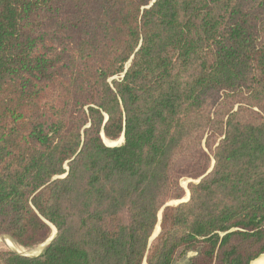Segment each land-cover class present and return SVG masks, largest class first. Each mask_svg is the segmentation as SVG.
I'll return each mask as SVG.
<instances>
[{
	"label": "trees",
	"instance_id": "trees-1",
	"mask_svg": "<svg viewBox=\"0 0 264 264\" xmlns=\"http://www.w3.org/2000/svg\"><path fill=\"white\" fill-rule=\"evenodd\" d=\"M53 228L0 264L264 254V0H0V237Z\"/></svg>",
	"mask_w": 264,
	"mask_h": 264
},
{
	"label": "water",
	"instance_id": "water-1",
	"mask_svg": "<svg viewBox=\"0 0 264 264\" xmlns=\"http://www.w3.org/2000/svg\"><path fill=\"white\" fill-rule=\"evenodd\" d=\"M123 142H124V135L122 136V138L118 142L115 143V145H107V146L116 147V146H120ZM189 199H190V192H189ZM183 202H186V201H184V200L176 201V205L183 203ZM170 205L171 204L169 203L167 206H170ZM159 228H160V226H159ZM56 233H57V231L52 235V237L48 241H46L45 243H43L42 245H40L39 247H37L35 249H30L29 251H24V252H18V251H14V252L21 254L23 256H28V257L38 256L53 242V240L56 237ZM159 233H160V230L157 234L153 235L151 241H153L159 235ZM251 264H264V254L261 255L255 261H253Z\"/></svg>",
	"mask_w": 264,
	"mask_h": 264
},
{
	"label": "rangeland",
	"instance_id": "rangeland-1",
	"mask_svg": "<svg viewBox=\"0 0 264 264\" xmlns=\"http://www.w3.org/2000/svg\"><path fill=\"white\" fill-rule=\"evenodd\" d=\"M106 140V139H105ZM111 142V141H109ZM118 142V141H116ZM116 142H112V143H116ZM192 182H195L192 179H185L183 181H181V186L184 188L185 192H186V197L183 199L184 201H188L189 199V191H188V185ZM187 187V188H186ZM170 206H175L176 205V201L170 202ZM160 219L162 218V212L160 213ZM160 226V225H159ZM158 230V229H157ZM161 230V229H160ZM53 232L55 233L56 230L53 228ZM156 234V233H154ZM11 243L16 244L18 247H20L21 252L24 251H29L30 249H35L37 247H39L40 245L34 247V248H30V249H26V248H22L21 246H19L17 243H15L10 237L8 236H1L0 237V251H13L15 250L12 246ZM42 245V244H41ZM14 252V251H13ZM176 264H184L183 260H180L179 262H177Z\"/></svg>",
	"mask_w": 264,
	"mask_h": 264
},
{
	"label": "bare ground",
	"instance_id": "bare-ground-1",
	"mask_svg": "<svg viewBox=\"0 0 264 264\" xmlns=\"http://www.w3.org/2000/svg\"><path fill=\"white\" fill-rule=\"evenodd\" d=\"M109 142V141H108ZM110 144H112V145H115V143H112V142H109ZM108 144V143H107ZM110 144H108V145H110ZM158 230H156V234L159 232V230H160V228H159V226H158V228H157ZM11 246L15 249V250H13V251H18V252H21V250H20V247H18L16 244H14V243H11Z\"/></svg>",
	"mask_w": 264,
	"mask_h": 264
}]
</instances>
